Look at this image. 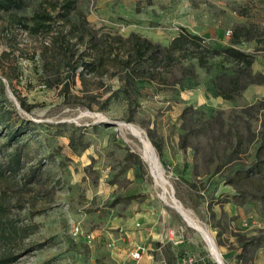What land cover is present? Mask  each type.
I'll use <instances>...</instances> for the list:
<instances>
[{"label": "rangeland", "instance_id": "374dc122", "mask_svg": "<svg viewBox=\"0 0 264 264\" xmlns=\"http://www.w3.org/2000/svg\"><path fill=\"white\" fill-rule=\"evenodd\" d=\"M23 1L0 12V264H216L176 206L224 264H264V0H76L101 42L147 46L154 80L127 93L107 61L71 86L60 55H41L52 36L13 22L57 0ZM235 32L249 67L212 55Z\"/></svg>", "mask_w": 264, "mask_h": 264}, {"label": "trees", "instance_id": "16d2710c", "mask_svg": "<svg viewBox=\"0 0 264 264\" xmlns=\"http://www.w3.org/2000/svg\"><path fill=\"white\" fill-rule=\"evenodd\" d=\"M23 7V0H0V12H17ZM13 22L22 26L32 36H52L50 46H43L41 55L43 58L47 54L53 58L57 54L60 55L58 64L64 63L71 86H75L76 77L82 85H86L85 74L78 71L80 68L83 70L87 68L98 76L107 72L103 69L105 61L111 68L117 66L124 93H127L126 87L136 80H154V76L149 72L147 46L143 43H134L131 48H127L121 36H108L106 41L101 42L90 29L84 15L77 10L76 0H57L52 5L49 2L47 5L41 3L30 17H13ZM238 37L235 32L231 38L232 46L213 51L212 55H221L249 67L252 64V57L233 47L239 44ZM175 39L177 43L195 48L202 60L209 54L202 45L201 39L195 35L182 33ZM112 44L115 45V53L112 52L113 49H109ZM132 63L135 65L133 66ZM143 64L146 67H143ZM20 106L21 109L29 112V108L24 103L21 102ZM2 114L0 113V116ZM19 134V130L12 133L9 140L12 141Z\"/></svg>", "mask_w": 264, "mask_h": 264}, {"label": "bare ground", "instance_id": "6f19581e", "mask_svg": "<svg viewBox=\"0 0 264 264\" xmlns=\"http://www.w3.org/2000/svg\"><path fill=\"white\" fill-rule=\"evenodd\" d=\"M129 131L132 133V135L138 140V142L140 143V147H141V153L145 159V161L147 162L148 166L150 167L155 180L159 181L162 185L160 186L163 190H164V186H168V183L163 179V177L161 176L160 172H159V166L158 163L155 159L154 156V151L150 145V143L148 141H146V139L144 138L142 132H140L138 129L132 127V126H128ZM171 196L173 197V194H171ZM174 199V197H173ZM162 200L165 203H168V201L166 200V198L162 197ZM176 210L183 216V218L186 219V221L190 222V224L195 225L189 218L188 214L180 207V206H176L175 207ZM196 226V225H195ZM202 232V231H201ZM202 237H204L205 241L208 242L207 238L205 237V235H202ZM211 253L213 255V257L218 261H215L216 264H221L222 260L221 258L218 259V255L217 253L214 251V249L211 247Z\"/></svg>", "mask_w": 264, "mask_h": 264}, {"label": "crops", "instance_id": "0c3cea01", "mask_svg": "<svg viewBox=\"0 0 264 264\" xmlns=\"http://www.w3.org/2000/svg\"><path fill=\"white\" fill-rule=\"evenodd\" d=\"M175 210H176V209H175ZM176 211H177V210H176ZM177 212H178V211H177ZM178 213H179V212H178ZM179 214H180V213H179ZM180 216L183 217L181 214H180ZM184 220H186V219L184 218ZM190 220H191V219H190ZM186 222H188V221H186ZM188 224L191 225L192 228H194L199 234H201V235H205V237L207 238L208 242L205 241L204 237H203V239H204V241L207 243V246H208V249H209V252H210L212 258L214 259V261H218V262H219V260H216V259L213 257L212 253H211V247L214 249V251H215L216 253H217V251L215 250V248H214V246H213V244H212V242H211L209 236L207 235V233H206L203 229H201L200 227H198L195 223H194V224H195L196 226L190 224V222H188ZM201 231H202V232H201ZM217 255H218V253H217ZM218 257H219V255H218ZM147 258L150 259L149 256H147ZM218 259H220V257H219ZM145 262H146V263H149L147 260H146Z\"/></svg>", "mask_w": 264, "mask_h": 264}, {"label": "built area", "instance_id": "2783aa9c", "mask_svg": "<svg viewBox=\"0 0 264 264\" xmlns=\"http://www.w3.org/2000/svg\"><path fill=\"white\" fill-rule=\"evenodd\" d=\"M75 232H78V228L75 229ZM132 258L137 260L139 258V256H138V254H133ZM194 263H195V261L193 259H188L186 262L184 261V264H194Z\"/></svg>", "mask_w": 264, "mask_h": 264}, {"label": "water", "instance_id": "95a60500", "mask_svg": "<svg viewBox=\"0 0 264 264\" xmlns=\"http://www.w3.org/2000/svg\"><path fill=\"white\" fill-rule=\"evenodd\" d=\"M18 108V107H17ZM19 109V108H18ZM20 110V109H19ZM159 164H160V162H159ZM161 165V164H160ZM163 169V168H162ZM219 255V257H221V255L220 254H218ZM220 264V263H219ZM221 264H224L223 262H221Z\"/></svg>", "mask_w": 264, "mask_h": 264}]
</instances>
